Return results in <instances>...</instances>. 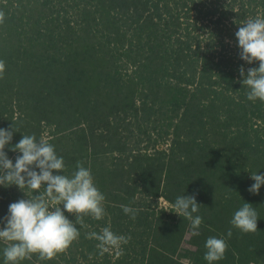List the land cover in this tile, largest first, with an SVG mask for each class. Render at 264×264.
<instances>
[{"label":"trees","instance_id":"1","mask_svg":"<svg viewBox=\"0 0 264 264\" xmlns=\"http://www.w3.org/2000/svg\"><path fill=\"white\" fill-rule=\"evenodd\" d=\"M0 12V129L16 130L7 157L15 164L10 149L34 134L63 158L60 174L83 162L105 196L104 217L84 216L65 251L18 264H208L209 237L227 243L213 264H264V185L248 191L251 173L264 175V102L247 99L239 70L259 63L240 59L235 36L264 17V0H0ZM22 191L0 186V229L9 205L35 194ZM182 195L201 206L199 235L171 206ZM244 202L255 233L230 224ZM107 226L131 237L122 255L86 238Z\"/></svg>","mask_w":264,"mask_h":264},{"label":"clouds","instance_id":"2","mask_svg":"<svg viewBox=\"0 0 264 264\" xmlns=\"http://www.w3.org/2000/svg\"><path fill=\"white\" fill-rule=\"evenodd\" d=\"M3 20L4 13L0 12V23ZM235 36L240 59L248 64L259 63L258 68H249L246 75L243 67L239 70L243 77L241 83L248 89L247 99L264 102V17L257 16L242 22ZM4 70L5 62L0 60V74ZM13 131H16L13 125L11 130L0 129V186L15 185L21 191L29 189L35 194L9 205L5 227L0 229V241L6 245L3 251L5 264H18L25 258H31L32 254H38L40 260H51L79 238L76 225L84 226V216L90 215L96 220L104 217L105 196L95 186L91 171L83 166V162H77L71 176L60 174L65 169L63 158L57 156L52 144L43 138L38 141L34 134L22 135V139L10 149L22 154L13 164L4 151L12 141ZM251 179L255 183L248 191L259 194L264 185V175L253 172ZM42 188L43 191H40ZM61 205L64 211L75 215V224L65 216ZM171 206L175 209L174 213L190 221L192 234L199 235L197 230L202 218L193 214L201 206L195 197L178 196ZM121 208L135 219V209L127 205H121ZM258 219L255 208L244 202L235 211L230 224L243 233H255ZM227 236L231 238V229ZM86 238L98 241L96 247L100 255L113 250L116 255H122L121 245L131 239L130 236L114 233L110 226L102 228L99 233L90 232ZM205 248L204 259L213 264L224 258L227 243L223 238L209 237Z\"/></svg>","mask_w":264,"mask_h":264},{"label":"rangeland","instance_id":"3","mask_svg":"<svg viewBox=\"0 0 264 264\" xmlns=\"http://www.w3.org/2000/svg\"><path fill=\"white\" fill-rule=\"evenodd\" d=\"M159 202L161 203L162 206H164V207H168V205H167L165 202H163L162 200H160ZM167 213H170L169 208H168V210H167Z\"/></svg>","mask_w":264,"mask_h":264},{"label":"built area","instance_id":"4","mask_svg":"<svg viewBox=\"0 0 264 264\" xmlns=\"http://www.w3.org/2000/svg\"><path fill=\"white\" fill-rule=\"evenodd\" d=\"M251 264H254V263H251Z\"/></svg>","mask_w":264,"mask_h":264}]
</instances>
